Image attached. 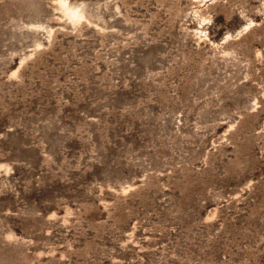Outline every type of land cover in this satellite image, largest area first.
Masks as SVG:
<instances>
[{
	"label": "rangeland",
	"instance_id": "374dc122",
	"mask_svg": "<svg viewBox=\"0 0 264 264\" xmlns=\"http://www.w3.org/2000/svg\"><path fill=\"white\" fill-rule=\"evenodd\" d=\"M0 264H264V0H0Z\"/></svg>",
	"mask_w": 264,
	"mask_h": 264
},
{
	"label": "bare ground",
	"instance_id": "6f19581e",
	"mask_svg": "<svg viewBox=\"0 0 264 264\" xmlns=\"http://www.w3.org/2000/svg\"><path fill=\"white\" fill-rule=\"evenodd\" d=\"M60 4L62 5L64 12L67 15H69V17H71V19L78 20V19L82 18L83 15H82L80 10L72 8L67 2H64V1H62Z\"/></svg>",
	"mask_w": 264,
	"mask_h": 264
}]
</instances>
